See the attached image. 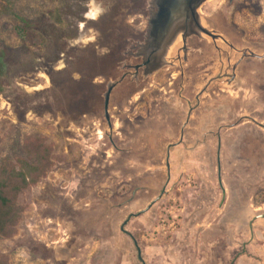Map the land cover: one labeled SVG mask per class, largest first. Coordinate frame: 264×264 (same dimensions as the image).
Returning <instances> with one entry per match:
<instances>
[{"label": "rangeland", "instance_id": "obj_1", "mask_svg": "<svg viewBox=\"0 0 264 264\" xmlns=\"http://www.w3.org/2000/svg\"><path fill=\"white\" fill-rule=\"evenodd\" d=\"M154 11L0 0V171L53 163L0 264H264V0Z\"/></svg>", "mask_w": 264, "mask_h": 264}, {"label": "trees", "instance_id": "obj_2", "mask_svg": "<svg viewBox=\"0 0 264 264\" xmlns=\"http://www.w3.org/2000/svg\"><path fill=\"white\" fill-rule=\"evenodd\" d=\"M37 141L38 144L29 143L26 157L17 159L12 168L0 171V233L3 235L12 234L23 211L17 201L19 194L36 184L53 164L49 146Z\"/></svg>", "mask_w": 264, "mask_h": 264}, {"label": "flooded vegetation", "instance_id": "obj_3", "mask_svg": "<svg viewBox=\"0 0 264 264\" xmlns=\"http://www.w3.org/2000/svg\"><path fill=\"white\" fill-rule=\"evenodd\" d=\"M208 1L209 0H154L155 11L153 12L152 18L155 20L154 22L157 23V24L155 23L156 25L159 24L162 27H167V26L169 27L170 24H173L176 21L175 18L177 16H182L184 17L183 19L187 21L185 18L187 15H188L187 18L190 17V14H192L193 16V14L199 9V6L200 7L203 6ZM223 1L228 2L229 6H232L233 8L235 7L236 0H223ZM240 8L243 9V7ZM109 10H110L109 5H106L104 10H101V12L99 10L97 12V17L95 19L102 18L103 14ZM123 10H124V6L120 7V5L119 6L117 5V8L113 10L114 12L112 14L113 19L116 16H121ZM112 27L115 28V25ZM263 32H264V28H263ZM262 42H264V40ZM246 57L247 56H244L243 58ZM248 58L264 59V57H261L260 55L257 54L255 55L251 54Z\"/></svg>", "mask_w": 264, "mask_h": 264}, {"label": "water", "instance_id": "obj_4", "mask_svg": "<svg viewBox=\"0 0 264 264\" xmlns=\"http://www.w3.org/2000/svg\"><path fill=\"white\" fill-rule=\"evenodd\" d=\"M197 25H198V26H199L204 32H206L207 34H209V35H211V36H213V37L215 36V35H213L211 32H209V31L203 29V28L199 25L198 22H197ZM136 215H137V214H134V213L130 214L129 217L124 221V224H125V223H126V222H127L132 216H136ZM121 229H122L123 231L127 232V230H125L124 227H121ZM127 233H128V232H127ZM128 234H129L130 237L133 239L134 245H135L136 248H137L138 259L141 260V262H142L143 264H145V261H144V259H143V257H142L141 248L139 247L137 240L135 239V237H134L131 233H128Z\"/></svg>", "mask_w": 264, "mask_h": 264}, {"label": "bare ground", "instance_id": "obj_5", "mask_svg": "<svg viewBox=\"0 0 264 264\" xmlns=\"http://www.w3.org/2000/svg\"><path fill=\"white\" fill-rule=\"evenodd\" d=\"M87 15H88L89 17H92V16H93V12L90 11V12L87 13Z\"/></svg>", "mask_w": 264, "mask_h": 264}]
</instances>
